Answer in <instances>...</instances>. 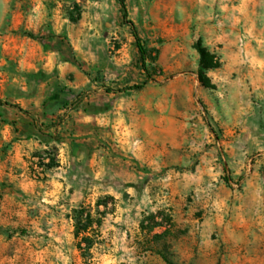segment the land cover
Here are the masks:
<instances>
[{
    "label": "rangeland",
    "instance_id": "1",
    "mask_svg": "<svg viewBox=\"0 0 264 264\" xmlns=\"http://www.w3.org/2000/svg\"><path fill=\"white\" fill-rule=\"evenodd\" d=\"M125 4L0 0V264H264V0Z\"/></svg>",
    "mask_w": 264,
    "mask_h": 264
},
{
    "label": "trees",
    "instance_id": "2",
    "mask_svg": "<svg viewBox=\"0 0 264 264\" xmlns=\"http://www.w3.org/2000/svg\"><path fill=\"white\" fill-rule=\"evenodd\" d=\"M121 6H122V14H123V18L126 19L127 18V8H126V4H125V0H120ZM130 24L132 25V31H133V35L136 38V44L138 47V51H139V59L140 62L143 66V69L146 70V60L148 59V51L145 49V47L141 44V40L139 38V35L137 33V30L134 26V24L130 21ZM196 49L198 50L199 54H200V61H199V70H198V74H199V78L201 83L205 86V87H214V85L211 83L210 78L207 76V71L217 68L220 66V62L216 59L215 55L212 54L206 47H204L201 42H198L196 45ZM148 76V74H147ZM146 82L140 84V85H135L134 87H141L143 84H145ZM0 104H6V105H12L10 102L7 101H3L0 99ZM51 156L49 158L48 161L43 162V166H45L47 169H52L54 167H57L59 165V163L55 160L56 157V153L53 151H49L48 152ZM42 161H45L44 158H42ZM110 199H113L112 197H110ZM104 202V200H98L97 201V205L100 206L102 205ZM75 221H76V235L82 236V242H84L85 247L88 251H90L94 245L95 242L93 241V239L91 238V236L89 235L90 230L93 229L94 223L96 222L93 219V215L90 211L86 210V209H79L75 212ZM149 220L154 221L157 219V216L155 214H150L148 217ZM98 226L101 225L102 220H97ZM142 227H144V221L142 220L141 222ZM157 223H154L153 226H155ZM152 226V227H153ZM171 264V263H170Z\"/></svg>",
    "mask_w": 264,
    "mask_h": 264
},
{
    "label": "crops",
    "instance_id": "3",
    "mask_svg": "<svg viewBox=\"0 0 264 264\" xmlns=\"http://www.w3.org/2000/svg\"><path fill=\"white\" fill-rule=\"evenodd\" d=\"M243 6H246V8L248 7V5H243ZM244 8V7H243ZM245 10V17L247 18V17H252V18H254V16L253 15H250L249 14V11H248V8H247V10L246 9H244ZM226 18H227V20H229V23H232V21L234 20V19H236L237 18V16H235V14H233L232 12H228L227 14H226V16H225ZM218 28L217 27H215V32H218ZM229 30H230V28H229Z\"/></svg>",
    "mask_w": 264,
    "mask_h": 264
}]
</instances>
